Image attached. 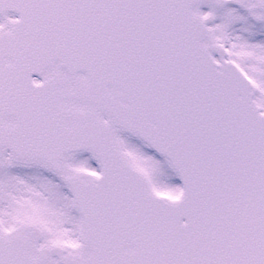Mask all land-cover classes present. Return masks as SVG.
<instances>
[{
    "label": "snow or ice",
    "instance_id": "6c2138e0",
    "mask_svg": "<svg viewBox=\"0 0 264 264\" xmlns=\"http://www.w3.org/2000/svg\"><path fill=\"white\" fill-rule=\"evenodd\" d=\"M0 264H264V0H0Z\"/></svg>",
    "mask_w": 264,
    "mask_h": 264
}]
</instances>
